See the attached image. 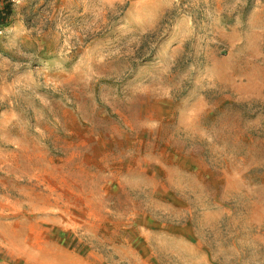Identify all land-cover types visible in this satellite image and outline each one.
<instances>
[{
	"label": "rangeland",
	"instance_id": "obj_1",
	"mask_svg": "<svg viewBox=\"0 0 264 264\" xmlns=\"http://www.w3.org/2000/svg\"><path fill=\"white\" fill-rule=\"evenodd\" d=\"M0 264H264V0H15Z\"/></svg>",
	"mask_w": 264,
	"mask_h": 264
},
{
	"label": "trees",
	"instance_id": "obj_2",
	"mask_svg": "<svg viewBox=\"0 0 264 264\" xmlns=\"http://www.w3.org/2000/svg\"><path fill=\"white\" fill-rule=\"evenodd\" d=\"M14 4L15 0H0V29H4L11 23Z\"/></svg>",
	"mask_w": 264,
	"mask_h": 264
},
{
	"label": "built area",
	"instance_id": "obj_3",
	"mask_svg": "<svg viewBox=\"0 0 264 264\" xmlns=\"http://www.w3.org/2000/svg\"><path fill=\"white\" fill-rule=\"evenodd\" d=\"M0 31H2V29H0Z\"/></svg>",
	"mask_w": 264,
	"mask_h": 264
}]
</instances>
